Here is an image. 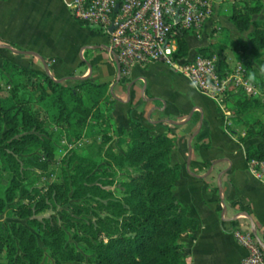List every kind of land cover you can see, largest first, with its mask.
<instances>
[{
  "label": "trees",
  "instance_id": "16d2710c",
  "mask_svg": "<svg viewBox=\"0 0 264 264\" xmlns=\"http://www.w3.org/2000/svg\"><path fill=\"white\" fill-rule=\"evenodd\" d=\"M240 4L231 6L228 21L237 30L248 31L249 42L242 45L243 50L264 53V20L252 18L264 4L262 0ZM186 36H177L180 57L190 52ZM196 52L214 55L210 46L198 47ZM217 58L219 71H229L225 60ZM258 63L264 68V58ZM0 78L12 82L10 90L0 88V178L7 174L0 212L9 209L24 220H0V264H44V248L53 264L82 261L83 254L67 240L68 231L93 254L90 264H187L179 240L196 228L197 220L173 191L180 164L172 160V136L153 134L136 122L120 132L117 145L124 148L117 151L107 130L99 141L94 140L89 156L70 151L56 178L38 186L37 171H48L54 163L61 137L73 142L93 131L94 125L82 113L81 94L93 110L92 117L100 119L104 117L100 103L111 98L109 82L89 78L72 85L56 82L7 57H3ZM31 94L43 114L31 107ZM258 106L256 98L244 97L235 101L234 113H249ZM260 124L258 117H252L239 142L254 135L264 138ZM225 129L232 136L226 125ZM243 152L247 164L264 160V142L249 144ZM118 170L126 171L124 179L117 180ZM18 194L22 200L15 203Z\"/></svg>",
  "mask_w": 264,
  "mask_h": 264
},
{
  "label": "crops",
  "instance_id": "0c3cea01",
  "mask_svg": "<svg viewBox=\"0 0 264 264\" xmlns=\"http://www.w3.org/2000/svg\"><path fill=\"white\" fill-rule=\"evenodd\" d=\"M215 19L212 15L207 23ZM87 26L79 23L60 0H0V43L37 53L57 78L87 76L92 81L109 82L108 92L113 86L112 91L120 98L111 94L109 99L117 134L140 122L153 134L174 138L171 156L180 164V177L173 191L197 220L196 228L179 240L187 264H239L246 251L232 235L236 227L251 229L252 221L264 242V182L248 169L243 152L247 144L227 133L228 119L215 100L165 64L136 65L130 76L115 82L117 65L107 39L92 35ZM194 48H190L191 53L198 47L192 51ZM3 57L38 71L41 64L35 56L0 48V67ZM153 67L165 74L157 77ZM145 92L147 97H143ZM188 114L190 119L181 125L163 121H182ZM200 118L201 128L190 141L188 170L189 136ZM216 160L210 173L201 176Z\"/></svg>",
  "mask_w": 264,
  "mask_h": 264
},
{
  "label": "built area",
  "instance_id": "2783aa9c",
  "mask_svg": "<svg viewBox=\"0 0 264 264\" xmlns=\"http://www.w3.org/2000/svg\"><path fill=\"white\" fill-rule=\"evenodd\" d=\"M60 2L75 19L88 26H96V34L107 39L108 47L120 65L122 77L130 76L136 65L165 64L185 75L201 92L215 100L226 117L230 112L225 104L231 94L243 91L250 97L257 93L241 61L229 71L221 72L216 55L205 56L195 51L184 57L178 56L177 36L185 33L199 37L213 14V0ZM61 143L68 144L64 137ZM248 169L264 182V160H251ZM232 235L246 251L239 264H264V249L249 227H236Z\"/></svg>",
  "mask_w": 264,
  "mask_h": 264
},
{
  "label": "rangeland",
  "instance_id": "374dc122",
  "mask_svg": "<svg viewBox=\"0 0 264 264\" xmlns=\"http://www.w3.org/2000/svg\"><path fill=\"white\" fill-rule=\"evenodd\" d=\"M214 1V10H213V16H216V19L209 25L207 22L202 30V33L199 37H193L192 35L186 36V41L188 45L191 47H195L193 50L196 49V47H201L198 45H202L204 43L207 44L205 46H210L211 51L214 55H217L225 60V63L227 64L229 69H232L234 65L241 61L247 70V73L249 74V78L255 88L257 89V93L255 95H252L250 97L256 98L260 102V106L257 107V110L255 111H248L252 117H258L261 124L260 128H264V68H262L259 63V58H264V53L261 52H252L242 49L243 44H248V31H239L237 30L229 21H228V15L230 12L231 6L237 2L241 3L242 0H213ZM252 1V0H251ZM262 3L264 4V0H262ZM253 19H261L264 20V8H262L258 13L252 14ZM86 25V24H85ZM87 26V25H86ZM88 27V26H87ZM90 30H97L96 26H89ZM252 27H250L249 30H251ZM98 35V34H96ZM98 38L102 35L97 36ZM222 48V50H220ZM197 50V49H196ZM220 50V54H219ZM40 64V63H39ZM41 65V66H40ZM38 66L39 71L42 73H45V70L43 68L42 63ZM159 67V66H158ZM163 68V67H162ZM49 69V67H48ZM153 69V74L157 77H161L165 73H163L162 69L161 71L158 69ZM50 75L57 79L55 75H53L49 70ZM68 84H74L75 80H65ZM129 82V81H128ZM12 85L11 80H7L6 78H0V88L5 90H10V86ZM144 87V83H142V88ZM145 89V88H144ZM110 96H114L115 98H119L115 95V91H112L110 93ZM83 99V106H82V113L87 116L89 124L94 125L93 131L91 130L90 134H83L81 138L77 139L73 142H68V144L61 143V139L58 143L55 145V153H54V163L51 164L48 171H40L38 170L37 176L38 180H36L35 184L38 186H46L47 183L51 182L56 178V175L60 172V166L62 164V160L67 157L70 151L75 150V152L79 155L89 156L90 153L93 150V147L95 145L94 140L99 141L100 136L103 132L107 131L112 136L111 145L114 147L115 150L121 151L124 148V144H121L120 146L117 145V141L121 135V133L117 134L113 115H112V107L110 106V101L106 100L100 103V109L104 113V117L100 119H94L93 116V110L89 108L85 96L81 94ZM143 97H147L146 92L144 93ZM245 96L243 91H237L233 94H231L227 98V102L225 104L226 109L229 110L230 114L227 116L228 122L226 124L228 130L231 132L232 136L239 141L238 139L241 137L246 136V131L250 127V117L249 113L245 114H235V101L238 99H242ZM31 102L30 105L33 108V110L38 111L43 114V111L40 109V107L37 105V103L33 100V94L29 96ZM226 117V116H225ZM58 130V129H57ZM56 130V131H57ZM264 142V138H262L260 135H254L252 138L248 139L246 142L247 145L249 144H255L257 142ZM124 170H118L116 171V178L117 180L124 179L126 173ZM7 174H4L0 178V194H2V191L4 187L7 184ZM22 200V196L18 194L14 200V202H19ZM66 209L69 210L67 206H65ZM48 213V212H47ZM77 217L83 216L76 215ZM0 220H6V221H21L24 222V220H19L18 218L14 217L9 209H5L4 211L0 212ZM67 240L72 243L82 254H83V260L82 261H75L72 262V264H90L89 259L93 257V254L86 248H84L81 244L74 241L72 239V231L67 232ZM180 242V241H179ZM41 244V243H40ZM44 264H53V261L51 260L48 250L44 248V258H43Z\"/></svg>",
  "mask_w": 264,
  "mask_h": 264
},
{
  "label": "water",
  "instance_id": "95a60500",
  "mask_svg": "<svg viewBox=\"0 0 264 264\" xmlns=\"http://www.w3.org/2000/svg\"><path fill=\"white\" fill-rule=\"evenodd\" d=\"M111 29V28H110ZM87 47V46H86ZM0 48H5V49H8V50H10V51H12V52H14V53H17V54H28V55H31V56H35V57H37L39 60H40V62L42 63V65H43V68H44V70H45V72H46V75H48V76H50L53 80H55L56 82H63V81H65V80H84V79H86L87 78V76H73V75H69V76H65V77H61V78H57V79H55V78H53L51 75H50V73H49V69H48V64H47V62L45 61V59L43 58V57H41L40 55H38L37 53H35V52H32V51H27V50H19V49H15V48H12L11 46H9L8 44H2V43H0ZM112 52V54H113V56H114V58H115V61H116V65H117V77H116V80H115V82H118L119 80H120V78H121V75H120V65H119V63H118V61H117V59H116V55H115V53L113 52V51H111ZM88 66H89V64H88ZM90 67V66H89ZM130 86V85H129ZM112 88H113V86H110V93H112ZM118 100H120V98H118ZM190 116H191V114H188L187 115V117L184 119V120H182V121H176V120H172V119H164L163 121H165V122H167V123H169V124H173V125H181V124H183V123H185V122H187L189 119H190ZM201 120H202V118H200V120H199V124H198V126H197V128L194 130V132L189 136V142H188V154H187V159H186V162H185V165H186V167H187V169H188V167H189V162H190V159H191V154H192V146H191V144H190V141H191V139L199 132V130H200V128H201ZM218 160H216V161H214V162H212L211 163V165L208 167V170L203 174V175H201V176H207L209 173H210V171H211V169H212V167L214 166V164L217 162ZM189 170V169H188ZM192 175H194V176H199V175H197V174H195V173H193V172H190ZM222 173V172H221ZM221 173L219 174V176H221ZM218 187L221 189V183H220V180H218ZM247 217H249V215L248 214H246V213H244ZM251 231H252V233H253V235L255 236V238L257 239V241H258V243H259V245L264 249V242L257 236V234H256V231H255V227H254V223L251 221Z\"/></svg>",
  "mask_w": 264,
  "mask_h": 264
}]
</instances>
